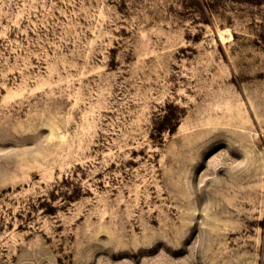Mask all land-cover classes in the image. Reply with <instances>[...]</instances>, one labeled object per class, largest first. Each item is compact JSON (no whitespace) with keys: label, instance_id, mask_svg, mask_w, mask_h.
<instances>
[{"label":"rangeland","instance_id":"rangeland-1","mask_svg":"<svg viewBox=\"0 0 264 264\" xmlns=\"http://www.w3.org/2000/svg\"><path fill=\"white\" fill-rule=\"evenodd\" d=\"M0 264H264V0H0Z\"/></svg>","mask_w":264,"mask_h":264}]
</instances>
